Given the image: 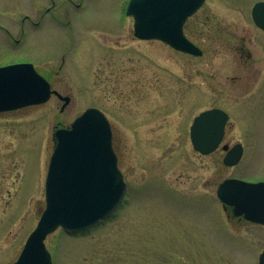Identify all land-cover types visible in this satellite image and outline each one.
I'll return each mask as SVG.
<instances>
[{
	"label": "rangeland",
	"instance_id": "rangeland-1",
	"mask_svg": "<svg viewBox=\"0 0 264 264\" xmlns=\"http://www.w3.org/2000/svg\"><path fill=\"white\" fill-rule=\"evenodd\" d=\"M256 1L207 0L186 26L204 49L199 57L136 39L129 0H53L43 24L26 25L19 45L0 30V64L29 60L71 97L63 111L52 96L0 114V264L17 259L45 208L55 129L90 107L112 124L127 192L101 223L51 234L53 264H258L264 226L224 210L216 195L230 177L264 181V35L251 18ZM51 5L0 0V24L21 37L20 17L37 20ZM227 33L245 37L257 62L251 75L258 83L243 76L253 85L247 93L227 81L234 69L226 50L205 41ZM217 107L231 120L224 144L244 147L236 167L223 163L222 148L202 157L190 142L194 117Z\"/></svg>",
	"mask_w": 264,
	"mask_h": 264
},
{
	"label": "water",
	"instance_id": "water-1",
	"mask_svg": "<svg viewBox=\"0 0 264 264\" xmlns=\"http://www.w3.org/2000/svg\"><path fill=\"white\" fill-rule=\"evenodd\" d=\"M204 0H130L127 15L134 18V35L141 40H161L175 49L198 54L183 35L185 20ZM258 11L259 13H257ZM254 20L264 29V3L257 5ZM50 84L32 64L0 68V112L46 103ZM69 103L68 97L62 98ZM227 115L219 110L202 113L192 127L197 151L209 154L222 141ZM56 142L46 179V209L29 236L19 258L12 264H52L46 237L62 227L76 233L110 217L122 204L126 184L112 148V132L104 114L90 108L69 129L54 133ZM227 149V147H225ZM243 155L241 146L231 150L224 164L234 166ZM217 196L236 216L264 224V183L236 179L223 181ZM264 264V253L260 257Z\"/></svg>",
	"mask_w": 264,
	"mask_h": 264
},
{
	"label": "flooded vegetation",
	"instance_id": "flooded-vegetation-1",
	"mask_svg": "<svg viewBox=\"0 0 264 264\" xmlns=\"http://www.w3.org/2000/svg\"><path fill=\"white\" fill-rule=\"evenodd\" d=\"M52 1V5L51 7H48L44 14H42L39 19L37 20H34V17L35 16H31V14H24L22 17H20V20L17 21L18 23V27L20 28V31H21V37L19 36L18 38H15L14 34L12 33L10 27L6 24V25H3V24H0V30H3L4 32V37L7 39V40H10L9 41V44L10 42H12V44H15V45H19L20 44V40L22 39V36L25 35V33L27 32V28H26V25L28 26V29L30 28H39L42 24H43V19L44 17L48 14V12L51 10V8L53 7L54 5V2L53 0H50ZM207 1V0H205ZM259 2H264V0H258L255 2L256 3H259ZM251 13H252V10H251ZM197 14V13H196ZM194 17V16H193ZM192 18V17H191ZM189 18V19H191ZM189 19L186 21L185 25H184V34L186 35V37L191 41L193 42L195 45H197L201 50H202V56L204 55V49L202 47L201 44H197L196 42H194L193 40H191L189 38V36L187 35L186 33V26H187V23L189 21ZM28 23V24H27ZM258 28V27H257ZM260 30V32L264 35V31H262L260 28H258ZM221 35V34H220ZM207 43H213V44H218L221 48H223L224 50H226V52L228 53V57H230V61L229 63L231 62L232 64V68L234 70H232V73L230 76H227V81H232L235 83V86L238 88V90L240 92H245L247 93L248 90L252 87L253 88V85L254 84H257V80L254 79L252 77V71H257L256 70V60L253 59V55L252 53L248 50V49H244L245 48V45L247 42L246 38L243 37V36H234V35H230L229 33H227L225 36L223 37H211L209 38V40H205ZM214 53L217 54V50H214ZM188 55V54H187ZM192 56V55H190ZM192 57H195V56H192ZM16 63H32L30 62L29 60H23V61H11V62H8V63H5V64H0V67L2 66H7V65H11V64H16ZM36 67V65H35ZM37 71L42 75L44 76L49 82H50V78H48L43 72H41L37 67H36ZM246 77V78H249L252 80L253 82V85H249L248 83L245 84L244 83V80L243 79H246V78H243ZM238 79H239V83L238 82ZM51 83V82H50ZM52 85V84H51ZM53 88V86H52ZM54 89V88H53ZM58 91V90H57ZM59 92V91H58ZM62 94V93H61ZM218 108V107H217ZM212 109V108H211ZM222 109V108H221ZM227 128V127H226ZM226 137V136H225ZM225 140V138H224ZM224 144V141L223 143ZM236 144V143H235ZM233 144V145H235ZM229 145V144H227ZM232 145V146H233ZM230 146V145H229ZM113 148L117 154V157H118V162H119V155L117 153V147H116V143H115V134H114V130H113ZM194 150V149H193ZM196 154H198L199 156H206V155H202L196 151H194ZM211 155V154H210Z\"/></svg>",
	"mask_w": 264,
	"mask_h": 264
}]
</instances>
